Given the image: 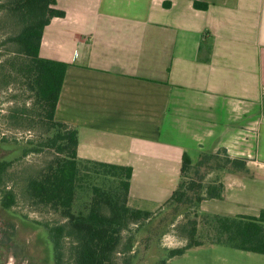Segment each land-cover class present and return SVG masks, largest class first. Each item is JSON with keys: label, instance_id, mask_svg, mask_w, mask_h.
<instances>
[{"label": "crops", "instance_id": "0c3cea01", "mask_svg": "<svg viewBox=\"0 0 264 264\" xmlns=\"http://www.w3.org/2000/svg\"><path fill=\"white\" fill-rule=\"evenodd\" d=\"M57 3L65 17L45 28L40 56L69 65L54 118L78 130V157L131 167L127 205L154 213L179 185L185 153L196 164L202 153L226 152L246 160L249 174L224 173L223 199L199 211L258 217L264 0ZM239 252L237 264H264V255Z\"/></svg>", "mask_w": 264, "mask_h": 264}, {"label": "trees", "instance_id": "16d2710c", "mask_svg": "<svg viewBox=\"0 0 264 264\" xmlns=\"http://www.w3.org/2000/svg\"><path fill=\"white\" fill-rule=\"evenodd\" d=\"M0 2V9L16 18L21 27L20 32L8 40L16 45L17 53L24 56L27 63L14 70L26 79L45 114L47 132L51 133L45 142L25 150L24 154L44 149L56 153L54 160L28 182L26 193L34 204L50 207L68 219V222L52 227L50 236L56 245L65 236L74 240L71 264H112L123 233L131 224L139 226L150 221L154 213L127 205L133 175L131 167L80 159L77 154L78 130L54 118L69 65L43 59L40 47L44 30L51 20L65 17L57 7V0ZM194 6L199 10L208 9L206 3L198 1ZM222 154L202 153L196 164L187 153L183 155L180 183L160 211H168L173 224L179 216H185L187 221L180 230L187 243L166 250V256L159 264L182 257L191 248L208 244L264 255V210L258 217L222 216L199 211L203 201L223 199L224 173L249 174L246 160L234 159L226 152ZM10 165L0 162V188ZM212 173L215 176L209 180ZM83 195L88 201L74 213L75 203ZM2 204L6 208L16 204V194L5 192ZM133 243L132 240L127 243L124 251H131Z\"/></svg>", "mask_w": 264, "mask_h": 264}, {"label": "rangeland", "instance_id": "374dc122", "mask_svg": "<svg viewBox=\"0 0 264 264\" xmlns=\"http://www.w3.org/2000/svg\"><path fill=\"white\" fill-rule=\"evenodd\" d=\"M20 30L18 20L0 9V162L11 164L2 187L16 194L13 213L17 219L23 218L26 224H32L33 230L28 231L29 234L36 232L47 238L46 232L35 224L56 226L66 223V219L59 211L34 204L26 193L28 182L54 160L56 153L44 149L24 154L25 150L45 142L51 133L47 132L45 114L29 90L26 79L14 70L27 63V59L17 53L16 45L8 40ZM214 176L212 173L208 178ZM87 201L83 195L77 199L72 211L77 213ZM186 221L185 216H179L173 224L168 211L158 210L150 221L139 226L131 224L122 235V243L112 264H159L165 258L166 250L180 248L187 243L180 230ZM20 228L19 241L27 240L28 232L22 226ZM131 240L134 242L132 250L124 251V246ZM65 242V248L72 251L74 240L70 238ZM238 254L242 253L226 246L207 245L190 249L173 264H225V260L237 264L232 256ZM72 261L73 256L70 263Z\"/></svg>", "mask_w": 264, "mask_h": 264}, {"label": "flooded vegetation", "instance_id": "af4514ba", "mask_svg": "<svg viewBox=\"0 0 264 264\" xmlns=\"http://www.w3.org/2000/svg\"><path fill=\"white\" fill-rule=\"evenodd\" d=\"M2 186L0 188V264H71L72 252L70 248L69 250L65 248V241L70 238L62 237L56 245L50 236V229L54 226H43L39 223L35 225L41 228L42 232H46L47 238L36 232L29 234L28 231L33 230L32 224H26L23 218L17 219L13 213L16 204L9 208L3 206L4 193L13 191L5 190ZM20 226L28 232L27 240L19 241Z\"/></svg>", "mask_w": 264, "mask_h": 264}]
</instances>
